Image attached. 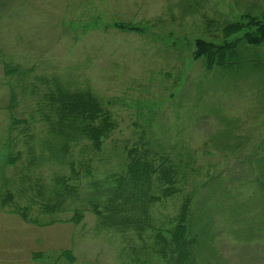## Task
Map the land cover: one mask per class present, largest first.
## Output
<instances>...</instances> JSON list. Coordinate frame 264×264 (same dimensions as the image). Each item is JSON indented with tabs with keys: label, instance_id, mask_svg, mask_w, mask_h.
<instances>
[{
	"label": "rangeland",
	"instance_id": "obj_1",
	"mask_svg": "<svg viewBox=\"0 0 264 264\" xmlns=\"http://www.w3.org/2000/svg\"><path fill=\"white\" fill-rule=\"evenodd\" d=\"M246 15L264 22V0H0V264H167L155 230L186 197L196 264H264V43L225 32ZM197 38L236 45L208 67ZM58 88L109 110L100 150L50 131ZM133 148L179 190L140 209L124 184L114 216Z\"/></svg>",
	"mask_w": 264,
	"mask_h": 264
},
{
	"label": "trees",
	"instance_id": "obj_2",
	"mask_svg": "<svg viewBox=\"0 0 264 264\" xmlns=\"http://www.w3.org/2000/svg\"><path fill=\"white\" fill-rule=\"evenodd\" d=\"M246 17L248 18L247 22L239 21L230 24L225 30L226 34L242 31V39L247 44L259 45L264 43V22L256 17L248 15ZM116 26L121 29L136 30V27L124 24H116ZM235 45L233 42L217 45L197 38L194 40L193 54L196 58L205 57L208 61V67L212 66L214 60L215 64L221 65L227 55L235 49ZM49 98L51 104L56 105L53 111L57 119L50 125V131L54 134H62V137L68 139H73L74 134H76L79 138L82 137L89 141L93 150H100L105 139L116 127L109 110L106 109L98 97L88 90L70 91L66 88H58L56 94L51 95ZM137 152L138 149L134 148L128 151L129 156L134 155V157H131L128 165H126L127 183H125L124 176H118L115 179L118 189L112 191L114 196L109 199L110 204H108L114 210L112 211L114 216L118 213L122 215V205L127 204V200L132 197L129 190H127L129 193L127 197L122 196V193H120L124 184H127L130 190L138 189L140 201L143 203L140 209L145 208L147 200H160L163 197L173 195L179 190L176 187L177 171L169 159L159 157L160 162L156 164L154 159L148 158L147 152L136 154ZM154 174L159 184L160 193L158 196H151L148 193ZM121 198L124 199L123 204H117V201ZM129 209L132 210V208ZM92 211L100 217L102 223L119 225V222L113 223L111 221L112 218L114 219L113 216L104 215L96 205L92 207ZM190 214V199L186 197L174 217L173 226L169 229L156 228L155 230V242L159 245L163 244L162 249L159 248V254L162 255L167 264H196L195 256L199 239L197 234L192 232ZM124 224L131 225L129 220H126Z\"/></svg>",
	"mask_w": 264,
	"mask_h": 264
}]
</instances>
